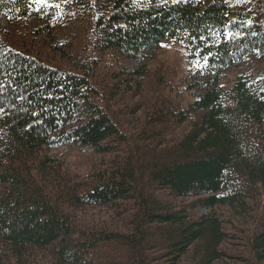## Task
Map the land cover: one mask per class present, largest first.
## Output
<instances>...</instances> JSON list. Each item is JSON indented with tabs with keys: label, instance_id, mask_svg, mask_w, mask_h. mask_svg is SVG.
Masks as SVG:
<instances>
[{
	"label": "trees",
	"instance_id": "trees-1",
	"mask_svg": "<svg viewBox=\"0 0 264 264\" xmlns=\"http://www.w3.org/2000/svg\"><path fill=\"white\" fill-rule=\"evenodd\" d=\"M65 4L99 55L181 43L207 78L182 103L162 71L58 67L0 31V264H264V72L220 84L264 55V0H0V18L49 34Z\"/></svg>",
	"mask_w": 264,
	"mask_h": 264
},
{
	"label": "rangeland",
	"instance_id": "rangeland-1",
	"mask_svg": "<svg viewBox=\"0 0 264 264\" xmlns=\"http://www.w3.org/2000/svg\"><path fill=\"white\" fill-rule=\"evenodd\" d=\"M63 7L68 13L66 20L63 25L56 24L52 29V33L42 34V29L38 27L40 24L38 20H25L18 24H12L4 18H0V31L4 34V39L8 44L21 47L26 52L58 67L76 69L80 61L94 58L97 63L102 65L103 69H105L104 66L107 62L112 63L110 66L118 63L120 65L125 64L131 70L145 68L149 71V76L154 79L159 75L158 71H162L169 79L174 93L183 100L182 103L190 102L194 97L195 88L191 83L197 80H206L207 76L198 70L196 62L188 59L186 48L181 43L175 44L163 41L159 47L149 51L141 61L123 57L114 58L111 55H99L94 51L92 42L89 41V19L85 18V13L77 11V8L71 4H65ZM54 39L58 41L59 46H51ZM243 71L253 74L264 72V55L253 57L238 66H232L223 71L220 84L230 86L235 77ZM126 102L128 104L121 107L122 110L129 106L135 107L134 101L128 100ZM115 110L114 112H118V109ZM77 151V148L67 149V152L71 153L70 160L76 156ZM197 212L205 213L208 212V209L199 208ZM226 212L224 214L228 216L229 212ZM237 221L238 219L234 218V225H238ZM233 234H236V231ZM238 237V242L232 243V247L240 250L239 253L246 255L248 248L242 246L244 243L241 236Z\"/></svg>",
	"mask_w": 264,
	"mask_h": 264
}]
</instances>
